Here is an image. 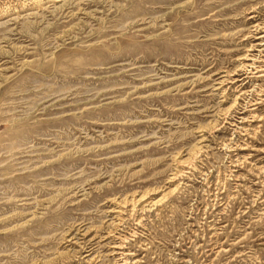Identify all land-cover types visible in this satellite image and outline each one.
I'll use <instances>...</instances> for the list:
<instances>
[{"label": "rangeland", "instance_id": "rangeland-1", "mask_svg": "<svg viewBox=\"0 0 264 264\" xmlns=\"http://www.w3.org/2000/svg\"><path fill=\"white\" fill-rule=\"evenodd\" d=\"M255 22L264 0H0V264H114L111 211L144 193L121 217L127 264H264L251 204L264 184L248 166L237 193L228 180L221 145L245 138L233 89L215 90L256 43ZM258 131L239 156L261 166ZM174 170L190 174L167 184Z\"/></svg>", "mask_w": 264, "mask_h": 264}, {"label": "bare ground", "instance_id": "bare-ground-1", "mask_svg": "<svg viewBox=\"0 0 264 264\" xmlns=\"http://www.w3.org/2000/svg\"><path fill=\"white\" fill-rule=\"evenodd\" d=\"M52 1L54 3L60 2V0H52ZM255 18H257V17L250 16L248 19L254 20ZM252 30L255 33L253 40L256 43L253 45H250L249 48L247 49L246 53L242 57H240L236 60V62H239L238 65L236 66V69H233L232 71H227V70L222 71L220 73L225 74L224 78L219 77L218 79H216L217 88L215 90H219V88L226 87V89H224L222 91L220 90L221 91L220 94L222 96L221 98H224L226 93L231 91V89H233L234 98L232 101V107L235 108V106H236V107L240 108V111H241V113L238 114V115H241V117L239 118L238 125H242V126L239 127L237 125L232 124L233 125L232 127L235 128V131L237 132L238 136L245 138L244 143L242 141H239L240 144L231 143L232 146H230L229 144H226V142H224L221 145V147H222L221 149L226 154H228L227 159L229 160V168H233L232 170L229 169L230 171H229L228 177H230L231 179H228V180L236 182L235 183V193L238 192V189L243 188V186H241V183L245 179V176H243V175H236L237 174V173H235V172H237V171H235L236 169L240 170L241 168H247L246 166H248V172H247L248 176L254 177L256 181H260L261 185L264 184V158L258 160L259 162H261V161L263 162V164L261 163L262 164L261 166H258L257 165L258 163L250 164L249 161H251V159H252V156L250 154H248V155L242 154L241 157L239 156L240 152H245V151H248L250 149H251L250 151H254V148H252V146H250L249 143H246V142H247V140L253 139L254 136L257 135V133L259 132L258 129L261 128L262 125L264 124V117L262 115L263 113L262 114L258 113L260 111L261 107L264 106V23L255 22L252 26ZM253 53H255V54H253ZM213 76H218V74H216V75L213 74ZM221 78H223V80H221ZM256 83H258V84H256ZM251 85H252V87L250 88ZM254 85H256V86H254ZM227 86H228V88H227ZM239 102H240V104H239ZM263 112H264V110H263ZM228 114H229V112H228ZM226 115H227V113H226ZM255 123H258V125L256 127L253 126ZM260 124H262V125H260ZM201 142H203V141H201ZM237 142H238V140H237ZM255 152L264 153V151L263 152L262 151H255ZM230 154H234V155H230ZM187 156L189 157V155H187ZM191 163H192V161H191ZM176 165L178 168L189 169V171L193 167V166H189V163H187L185 161H178V162H176ZM175 169H177V168H175ZM192 170H194V168ZM189 171L184 172L182 170H174V173H172L171 176L169 175L170 177L166 183L167 184H173L175 182L182 180V178H184L187 174L188 175L190 174ZM216 179H218V178H216ZM205 182H206V185L208 184V187H209L210 182H208V180H206ZM180 185H182V183L175 185L172 188V190H170L166 195H163L161 199H158L157 201H154V202L150 201L145 206L143 205V207H141L139 209L140 214L148 211L149 206L153 207V206L157 205L158 203H161L162 199H164L166 196H169V195L171 196L173 193L177 192ZM227 185L228 184L226 182L222 184V189H224V191L227 188ZM212 186L215 187L216 185L214 186L211 184L210 187H212ZM252 186H255V185L253 184ZM213 190L215 191V193H214L215 196L213 197V199L211 201L217 202L218 200H220V199H218L219 198L218 189L214 188ZM224 191L222 190V192H220V194H223ZM261 192L262 191H256L255 197L251 202L252 208H256L257 206H263V208H262V210H260L261 212H259V214H257V212H256L257 216L255 218H258V219H260L261 217L264 216V195L261 196V194H262ZM147 195L151 196L152 193H150V194L144 193L137 200H135V198L132 197L130 200L128 198L127 199L124 198V199L120 200L119 202H115L120 210L114 209L111 212L118 214V216L115 218V221L116 220L120 221L119 223H117L118 224L117 227H120L121 230L119 228H116V227H114V228L110 227V230H108V232L106 233V236H105V239L113 238V240L111 239L112 245L109 246V248L112 250L108 256L109 257H117L114 261V264H127L128 263L127 257L133 256V254L124 252V250L126 249L127 238L125 236L121 235L120 233H118V232L124 233L123 226L125 224V221H124L125 219L123 220L121 217L122 216H128L129 219L133 218L135 215V212H136L135 211L136 208L138 206H140L142 203L146 202V200L149 199ZM225 205H226V202L223 204H218L219 207L225 206ZM127 206H129L131 208L129 213L126 212ZM223 208L225 209V207H223ZM246 214H247V212L242 211V212L238 213L236 219H240L241 217H243ZM113 221H114V219H113ZM217 225L218 224L210 225V227H211L210 230H215V229H213V227H219ZM132 228H134V227H132ZM246 229H248V227ZM86 233H83V235H82L83 236L82 242L85 239ZM132 234L136 235L135 232H132ZM133 235H132V237H133ZM249 235H251V234L250 233L245 234L239 241L247 238ZM215 236H217V235H215ZM67 242H70V241L67 240ZM89 242H92V240H90ZM87 246L88 247L81 248L83 250V253H85L84 257H89L93 254L94 245H91V243H88ZM95 258H94V260H95ZM88 263L93 264V259H90L88 261Z\"/></svg>", "mask_w": 264, "mask_h": 264}]
</instances>
